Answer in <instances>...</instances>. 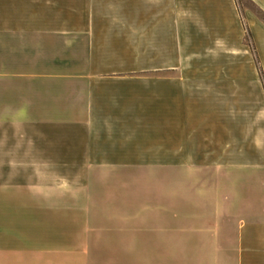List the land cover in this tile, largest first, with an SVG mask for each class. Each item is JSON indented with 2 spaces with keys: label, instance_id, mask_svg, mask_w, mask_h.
Wrapping results in <instances>:
<instances>
[{
  "label": "crops",
  "instance_id": "1",
  "mask_svg": "<svg viewBox=\"0 0 264 264\" xmlns=\"http://www.w3.org/2000/svg\"><path fill=\"white\" fill-rule=\"evenodd\" d=\"M247 1L0 0V264H264Z\"/></svg>",
  "mask_w": 264,
  "mask_h": 264
},
{
  "label": "rangeland",
  "instance_id": "2",
  "mask_svg": "<svg viewBox=\"0 0 264 264\" xmlns=\"http://www.w3.org/2000/svg\"><path fill=\"white\" fill-rule=\"evenodd\" d=\"M240 2H241L242 5L251 6L250 2L247 1V0H240ZM258 69H260V65H258ZM142 165L146 169H152V168H155L156 165H166V163L143 162Z\"/></svg>",
  "mask_w": 264,
  "mask_h": 264
},
{
  "label": "trees",
  "instance_id": "3",
  "mask_svg": "<svg viewBox=\"0 0 264 264\" xmlns=\"http://www.w3.org/2000/svg\"><path fill=\"white\" fill-rule=\"evenodd\" d=\"M260 71H261V68H260ZM261 73H262V71H261Z\"/></svg>",
  "mask_w": 264,
  "mask_h": 264
}]
</instances>
